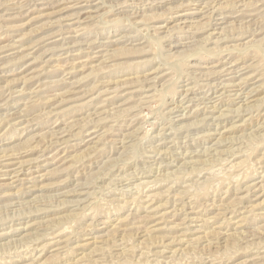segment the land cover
I'll list each match as a JSON object with an SVG mask.
<instances>
[{
    "label": "rangeland",
    "instance_id": "obj_1",
    "mask_svg": "<svg viewBox=\"0 0 264 264\" xmlns=\"http://www.w3.org/2000/svg\"><path fill=\"white\" fill-rule=\"evenodd\" d=\"M0 264H264V0H0Z\"/></svg>",
    "mask_w": 264,
    "mask_h": 264
},
{
    "label": "bare ground",
    "instance_id": "obj_2",
    "mask_svg": "<svg viewBox=\"0 0 264 264\" xmlns=\"http://www.w3.org/2000/svg\"><path fill=\"white\" fill-rule=\"evenodd\" d=\"M47 2V1H46ZM198 3V2H197ZM49 4V3H48ZM29 7V6H28ZM184 11V10H183ZM183 11H181V12H183ZM187 11H188V9H187ZM190 11H191V9H190ZM181 12H179V13H176L177 15H175V17L176 18H179V19H181V20H185V18H187V16L189 15V13H187L186 11H184L183 13H181ZM213 31V30H212ZM236 74V73H235ZM11 184V183H10ZM256 187H258V186H256ZM263 188V187H262ZM251 190V189H250ZM170 214V213H169Z\"/></svg>",
    "mask_w": 264,
    "mask_h": 264
}]
</instances>
